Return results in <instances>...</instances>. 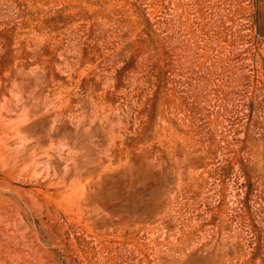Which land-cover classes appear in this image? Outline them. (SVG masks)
Here are the masks:
<instances>
[{"label":"rangeland","instance_id":"374dc122","mask_svg":"<svg viewBox=\"0 0 264 264\" xmlns=\"http://www.w3.org/2000/svg\"><path fill=\"white\" fill-rule=\"evenodd\" d=\"M1 114L0 264H264V0H0Z\"/></svg>","mask_w":264,"mask_h":264},{"label":"bare ground","instance_id":"6f19581e","mask_svg":"<svg viewBox=\"0 0 264 264\" xmlns=\"http://www.w3.org/2000/svg\"><path fill=\"white\" fill-rule=\"evenodd\" d=\"M29 96V95H28ZM30 97V96H29ZM31 99V98H30ZM7 100V99H6ZM25 101V100H24ZM29 101H31V100H29ZM27 102V101H26ZM38 109V108H37ZM40 112V111H39ZM36 113V111L35 110H33L32 109V111L31 112H29V113H27L26 114V116H24V118L25 119H23V121H21V132L23 133L24 131H26L27 132V129H28V127H29V124L30 123H28V125H26V119H28L29 117L28 116H30V115H34ZM45 114V113H44ZM47 114V113H46ZM43 118V117H42ZM0 119H3L4 120V117H3V115L1 114L0 115ZM31 119V118H30ZM39 119V118H38ZM44 120V119H43ZM46 120V119H45ZM34 121V120H33ZM32 121V122H33ZM34 125H35V123H34ZM4 127L5 126H3V122L2 121H0V135L2 136L3 134H4V131H5V129H4ZM6 128V127H5ZM4 129V130H3ZM31 129V128H30ZM29 129V130H30ZM27 136H29V135H27ZM23 137H24V134L23 135H21V146L20 145H18L17 147H15V151L16 150H18V149H21V157H24L27 153H29V151L31 150V148L32 147H35V145L33 144H31V143H29V141L27 140V139H23ZM37 141H38V138H37ZM10 142V141H9ZM11 142H12V140H11ZM40 142V141H39ZM35 144H36V142H35ZM19 147H21V148H19ZM19 151V150H18ZM17 152V151H16ZM61 182V181H60ZM64 183V182H63ZM58 184H59V182H58Z\"/></svg>","mask_w":264,"mask_h":264}]
</instances>
